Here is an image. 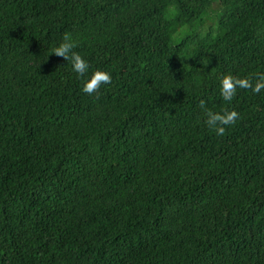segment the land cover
Instances as JSON below:
<instances>
[{
  "label": "trees",
  "instance_id": "16d2710c",
  "mask_svg": "<svg viewBox=\"0 0 264 264\" xmlns=\"http://www.w3.org/2000/svg\"><path fill=\"white\" fill-rule=\"evenodd\" d=\"M226 72H264V0H0V264H264V90Z\"/></svg>",
  "mask_w": 264,
  "mask_h": 264
},
{
  "label": "clouds",
  "instance_id": "9594fccd",
  "mask_svg": "<svg viewBox=\"0 0 264 264\" xmlns=\"http://www.w3.org/2000/svg\"><path fill=\"white\" fill-rule=\"evenodd\" d=\"M76 48V41L72 34L65 32L59 43L53 47L52 53L63 56L71 64L72 71L85 78L82 90L91 94L98 91L102 85L110 83L111 72L104 69H96L90 76L86 77L85 74L90 69V62ZM219 85L222 98L231 102L240 89H251L255 93H262L264 90V72L246 76L226 72L220 77ZM200 103L204 105L205 101L201 100ZM239 116L240 113L235 108L224 109L221 112L209 109L206 112V124L209 128H213L218 135H223L226 126L235 124Z\"/></svg>",
  "mask_w": 264,
  "mask_h": 264
}]
</instances>
